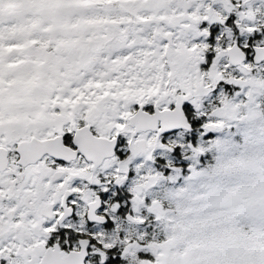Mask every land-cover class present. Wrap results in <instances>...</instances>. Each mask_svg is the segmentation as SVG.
<instances>
[{
	"label": "snow or ice",
	"instance_id": "obj_1",
	"mask_svg": "<svg viewBox=\"0 0 264 264\" xmlns=\"http://www.w3.org/2000/svg\"><path fill=\"white\" fill-rule=\"evenodd\" d=\"M0 264H264V0H0Z\"/></svg>",
	"mask_w": 264,
	"mask_h": 264
}]
</instances>
